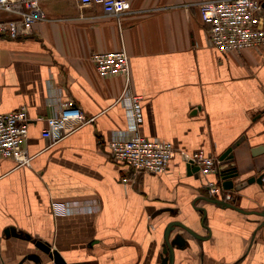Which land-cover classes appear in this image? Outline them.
Returning <instances> with one entry per match:
<instances>
[{
    "label": "crops",
    "instance_id": "crops-1",
    "mask_svg": "<svg viewBox=\"0 0 264 264\" xmlns=\"http://www.w3.org/2000/svg\"><path fill=\"white\" fill-rule=\"evenodd\" d=\"M127 1L118 21L79 0H43L47 19L29 37L0 38V114L26 108L32 120L30 166L0 158V264H55L36 242L67 264H164L173 224L170 238L185 244L167 264H264V48L219 52L199 14L207 0ZM123 47L143 97L140 134L176 149L164 174H134L109 147L128 127L126 79L101 77L92 57ZM67 100L91 121L53 144L42 130ZM242 137L232 165L246 185L228 207L184 154L220 161ZM53 202L72 213L55 215Z\"/></svg>",
    "mask_w": 264,
    "mask_h": 264
},
{
    "label": "built area",
    "instance_id": "built-area-1",
    "mask_svg": "<svg viewBox=\"0 0 264 264\" xmlns=\"http://www.w3.org/2000/svg\"><path fill=\"white\" fill-rule=\"evenodd\" d=\"M43 0H0V38L18 40L29 37L34 25L46 20L41 8ZM81 6H100L107 17L118 21L131 11L127 0H79ZM201 21L209 26L208 39L221 53L264 48V0H207L198 5ZM98 74L103 77L124 76L125 88L118 102L128 117L126 131L119 132L110 141L113 158L127 165L134 174H164L176 155L172 143L150 139L139 132L143 122V97L130 89V57L123 47L119 51L97 52L92 57ZM91 120L72 101H64L53 115L46 119L42 137L56 144ZM32 122L26 108L0 114V158L12 159L18 166H30L32 157L25 152V143ZM185 162L199 167L206 179L211 197L233 202L235 193L223 187L219 177L220 161L200 150L184 154ZM123 182H129L123 178ZM55 215L72 213L64 202H53Z\"/></svg>",
    "mask_w": 264,
    "mask_h": 264
},
{
    "label": "water",
    "instance_id": "water-1",
    "mask_svg": "<svg viewBox=\"0 0 264 264\" xmlns=\"http://www.w3.org/2000/svg\"><path fill=\"white\" fill-rule=\"evenodd\" d=\"M244 140V137L240 138L239 140H237L232 146L231 148H229L221 157H220V166H223V168H221L220 172H219V178L222 181L223 187L227 190H232V191H239L240 189L244 188V186L246 185L245 182H241L239 180L240 177V172L237 170V168H235L232 165V158H233V150L236 149ZM187 170L189 173H191V171L193 172H198L199 171V167L192 165V164H188L187 165ZM263 181V177L261 178H251L250 180L247 181V183H253V182H257L259 184H261ZM216 202H220L223 203L222 201L216 199ZM225 205H227L228 207H234L233 204L231 203H226ZM178 225V224H176ZM176 225H170L167 229L166 232V246L164 248L163 253L167 254L168 250H170V256H166L163 257V261L164 264H167L169 262V260H173V247L174 246H183L185 244V241L183 239V237L181 235H177L175 236V238L171 239L170 235L171 232H173L174 227ZM7 235L9 234H13V235H17L15 231L9 229L6 230ZM193 233V232H192ZM36 247H38L41 251H43L51 260H53L55 262V264H67V262L62 258V256L57 252L51 249V246L48 243L45 242H36ZM32 259H34V261L39 264L41 262V258L38 256H34Z\"/></svg>",
    "mask_w": 264,
    "mask_h": 264
}]
</instances>
